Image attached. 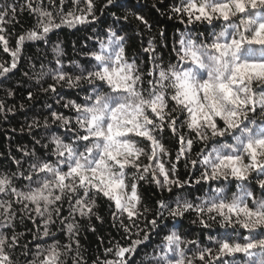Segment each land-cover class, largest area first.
I'll use <instances>...</instances> for the list:
<instances>
[{
    "label": "snow or ice",
    "instance_id": "6c2138e0",
    "mask_svg": "<svg viewBox=\"0 0 264 264\" xmlns=\"http://www.w3.org/2000/svg\"><path fill=\"white\" fill-rule=\"evenodd\" d=\"M70 5L66 11L67 0H25L19 9L0 8V44L12 58L10 65L0 64V77L17 69L26 42L47 43L49 33L62 27L99 22L93 0H70ZM108 6L115 7L116 0H106L102 10ZM25 9L34 16V26L10 49L3 25L10 14L14 19ZM169 11L191 28L174 38V55L167 63L154 39L142 45L149 61L146 71L137 64L139 56L126 55L128 37L122 28H107L103 38L94 33L96 45L87 53L91 63L77 64L75 76L63 70L60 45L53 47L60 67L52 76L56 83L43 91L56 92L61 82L68 87L87 84L90 91L81 89L87 93L83 103L64 104L73 116L51 113L53 123L65 129L63 137H51V158L20 149L29 158L28 168L15 160L16 172L0 174V194L9 197H0V264H15L12 254L17 249L25 264H66L62 257L72 251L73 264H87L76 218L95 215L101 220L95 211L101 197L113 209V225L126 242L106 248L111 258L94 264H137L151 237L168 229L165 221L186 213H195L204 229H216L208 237L215 248L188 240L173 225L140 264H264V0H178ZM134 15L151 27L144 16ZM197 25L207 26L205 32ZM165 133L177 143L174 159ZM194 144L204 147L191 159ZM142 157L147 164L141 163ZM181 161L185 168L199 166V176L180 180ZM17 180L27 184L17 185ZM141 182L172 194L156 202L151 219L146 214L153 210L144 204ZM213 182L225 186L212 188ZM192 183L209 185L199 203L183 194ZM65 203L68 215L62 216ZM18 215L21 221L41 220L42 231L37 228L33 242L47 237L53 243H35L34 253L21 244L24 234L14 231ZM57 219L66 228L67 245L50 231Z\"/></svg>",
    "mask_w": 264,
    "mask_h": 264
},
{
    "label": "trees",
    "instance_id": "16d2710c",
    "mask_svg": "<svg viewBox=\"0 0 264 264\" xmlns=\"http://www.w3.org/2000/svg\"><path fill=\"white\" fill-rule=\"evenodd\" d=\"M93 2L95 15L99 18L98 23L78 25L75 28L62 27L49 33L47 43L44 41L26 42L17 69L8 73L7 78L0 77V104L3 106V111H0V174L16 172L15 160H21L23 168H28L29 158L24 156L20 149L26 152L35 151L37 156L47 155L51 158V137L53 135L63 137L65 131L58 122L53 123L51 113L56 112L65 116H73V111L70 108H65L64 104L70 100L83 103L87 93L81 89L87 88L90 91L87 84H82L80 87H68L64 82L56 85V92L43 91V89L48 88L49 84L56 83L52 79L55 70L60 67L56 64L57 56L53 51L56 44H59L63 50V55L59 57L63 70L75 76L79 74L76 69L77 64L87 66L91 63V58L87 53L94 49L96 45L94 33L103 38V32L107 28L114 27L117 30L122 28L123 33L128 37L126 55L129 58L139 56L137 64L146 71L149 61L148 56L142 54V45L146 46L148 40L154 39L158 46L157 50L163 54L164 61L167 63L174 55L170 47L174 38H177L181 32L188 31L191 28L169 11L175 3H178V0H116V6H108L106 10H102L106 0H93ZM24 3L25 0H0V8L15 5L19 9ZM57 4H59V0H57ZM67 4L66 11L71 6L70 0H67ZM79 7L83 8L85 5L81 3ZM112 13H115L116 16L114 17ZM134 14L144 16L151 27L146 28L135 18ZM124 16L128 17L127 20L123 19ZM117 17L120 19L117 20ZM34 23V16L26 9L18 11V15L14 19L11 18L10 14L3 25L5 31L2 33L9 40L10 49L15 48L17 37L31 29ZM196 27L201 32H205L207 28V26L200 25ZM207 30L211 31L210 28ZM161 32L164 33V36L160 35ZM90 37L92 39H88ZM11 59L10 52L6 53L3 50V45L0 44V64L8 66ZM9 92H12V95H9ZM29 92L32 93L31 99L28 96ZM8 109H11V111ZM34 121L39 123V127L33 126ZM45 121H47V126H45ZM164 136V143L169 152L172 153V159H174L177 143L174 139L169 138L168 133H165ZM212 143V141L209 142V147ZM45 145H49V147L45 148ZM203 147V144H194L191 159H196V153ZM141 163L147 164L148 161L142 157ZM177 168V175L182 181L194 180L199 176V166H197V169H193L191 166L185 168L184 162L181 161ZM14 183L17 185L27 184V181L17 180ZM220 186H225L224 182H213L211 184L212 188ZM209 190L208 184L197 185L192 183L185 189L183 194L194 203H199V198L203 197ZM232 190H235L234 186ZM139 191L144 204L153 210L146 214L149 219L154 214L156 202L160 199L167 200L172 195L166 191L161 192L155 184L150 182H141ZM175 192L176 190L173 189V193ZM0 197L9 199V197L2 196V194H0ZM96 203V215H99L101 220H97L95 215L90 220L76 218L79 222L80 252L87 264L110 259L111 256L105 253V249L112 247L116 242L121 244L126 242L122 239L124 235L122 230L113 225L111 216L113 209H110L109 202L101 197L97 198ZM13 207L15 208L16 205H13ZM61 215H68L67 203L63 205ZM125 223H127L126 220ZM165 223L168 225L167 230H173V225H175V230L188 240L198 239L201 241V246L215 248L208 237L216 235V229H204L195 213H186L178 220L168 219ZM38 227L42 231V222L39 218L33 223L27 219L21 221L19 215L17 216L14 231L17 234H24L20 242L21 244L27 243L28 248L33 253L35 252V243H41L42 247L46 246L43 243L44 241L47 244L53 243L47 237H41L40 241L33 242L32 237ZM92 228H95V231H91ZM167 230H162L159 236L153 235L151 237L149 246L143 248L137 255V264H140L145 253L152 254L153 248L160 243ZM50 231L55 233L56 239L61 245L69 243L66 228L58 219L54 225L50 226ZM11 234V232L8 233V235ZM73 248H75V245H73ZM20 251V249H17L12 254L15 264H25V258L20 255ZM75 255V251H72L62 259L66 261V264H73ZM28 259H32V254L28 256Z\"/></svg>",
    "mask_w": 264,
    "mask_h": 264
}]
</instances>
